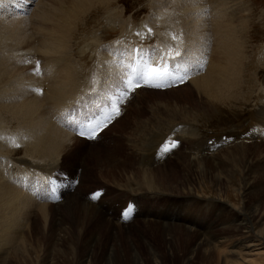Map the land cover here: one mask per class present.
Instances as JSON below:
<instances>
[{"label": "rangeland", "instance_id": "374dc122", "mask_svg": "<svg viewBox=\"0 0 264 264\" xmlns=\"http://www.w3.org/2000/svg\"><path fill=\"white\" fill-rule=\"evenodd\" d=\"M38 1L34 0L35 3ZM43 1L49 13L50 6L55 4L51 0ZM195 1H199L207 10L208 17L204 16L205 11L201 14L208 26L194 30L193 22L189 26L185 23L188 18H194L196 13L189 12L191 15H186L188 17L185 19L182 10ZM238 1L241 0H237V3L236 0H224L222 4L219 0H108L104 4L92 6L74 21L68 47L61 49L64 52L63 59H54L60 62L57 71L63 69L64 72L73 73L75 82L68 84L64 76L66 95L59 105L53 106L47 96L43 97V93L42 97L39 96L47 107L45 125L50 120L58 129L70 133V141H66L67 144L71 143L70 148L60 155L57 153V164L48 178L33 174L27 176L25 185L18 178L14 179L18 184L14 185L29 195L30 199L35 203L47 204L49 208L44 212L35 204L27 207L13 227L8 229V240H2L0 235V264H264V248L252 251L243 249L241 244L244 241L240 239L245 237L244 229L236 227L241 216L238 210H243L252 231L263 230L264 234V0ZM224 2L228 3L223 5ZM243 3L249 4L250 8ZM209 4L219 5L223 11L228 7L227 12L234 17L232 21L239 29L236 30L242 36L243 52H246L241 65V86H236L239 96H235L236 101L232 99L226 104L216 102L214 108L192 86V80L202 74L205 64L210 62L212 46L207 44L202 51V58L194 52L189 39L198 32L205 38L207 29L215 24L221 10L212 16L206 8ZM240 5L241 8L247 7L248 12H244L243 8L241 11ZM29 7L35 8L33 4ZM31 11L26 13V18L30 17ZM7 17L11 21L17 16L10 13ZM49 21L51 23L44 19V25L41 22L27 27L19 26L25 29L27 35L32 33L35 43V36L41 30L38 25L52 26V21ZM6 24L0 22V33L7 36L0 34L4 39H8L12 33L15 35V29L23 34L17 31V26L12 25L14 30L7 31L9 29L3 27ZM32 28L38 29L35 34ZM149 28L151 33H148ZM173 34L175 40L172 39ZM24 35H15L16 40L19 41L21 37L24 40ZM93 36L101 42L102 48H113L101 51L103 56L107 53L117 54L118 50L126 52L125 58L113 60L119 64L117 74L102 77L100 65L95 61H100L101 56H96L98 50L94 48L98 46H92ZM192 39L194 42V36ZM27 42L16 45L19 53L8 54V59L14 62L10 67L33 66L36 69L39 61V73L43 69L45 74L51 68L45 63L55 54L45 53V56ZM0 53L4 52L0 49ZM189 59H192L191 67L181 69ZM145 62L157 66L161 64L170 73L185 78L182 82L171 78L161 81L164 84L162 87L140 81L141 86L126 91L124 81L129 75L138 77ZM32 68L30 72L25 70L22 79L17 78V74L16 78L10 79H18L20 90L15 86L19 92L18 96L14 95L15 99L28 96L27 89L32 81L49 85L48 75H43L46 81H42V72L39 74ZM102 79L109 81L107 87L92 88ZM190 85L191 88L180 93L183 90L179 89ZM3 86H0L1 90ZM114 100L119 103L118 115L110 112ZM109 115L111 118L105 120ZM98 122H101V127L95 138L80 135L81 129L87 133L89 126L94 127ZM123 124L125 126L121 130L119 127ZM8 126L15 136H19L20 130L26 129L23 122L19 121L10 122ZM152 128L155 130L152 131ZM150 137L153 143L148 142ZM134 140L139 143L144 141L141 150L134 147ZM16 141L19 147L13 142L8 152L13 157L7 163L11 170L9 176L16 170H12L15 163L26 156L24 142L21 138ZM169 141H176L177 146L170 151H162V146ZM49 163L44 160L42 169L49 170ZM145 172L153 176L151 183L159 191L153 187L154 190H137L144 182L142 177L147 176ZM44 173L45 177L47 174ZM128 180L130 184L126 183ZM53 187L56 190L54 193ZM97 193L99 195L93 199ZM72 194H76V200L79 199L72 204V210L54 208ZM86 206H94L92 209L98 213L86 217ZM125 211L127 219L124 217ZM174 223L183 225L181 229L185 231L174 228L176 230L170 237L163 229L166 224ZM172 229L168 228L170 231ZM212 234H219L213 239L214 245L202 244L201 241L205 240L202 236L209 237ZM11 238L13 240L10 241ZM249 239L253 238L244 240L248 242ZM232 248L252 254L237 253L234 256L229 252ZM237 256H243V260Z\"/></svg>", "mask_w": 264, "mask_h": 264}, {"label": "bare ground", "instance_id": "6f19581e", "mask_svg": "<svg viewBox=\"0 0 264 264\" xmlns=\"http://www.w3.org/2000/svg\"><path fill=\"white\" fill-rule=\"evenodd\" d=\"M51 1L55 4V6H53V7L50 6L51 7V11L49 13H47V11L45 9V4L43 3L44 2L43 0L42 1L39 0L37 3H35L34 0H0V20H2L0 22L7 23L3 27L4 28H8L9 30H7V31H11V30H14V28L11 27V25L12 26H15V27L17 26V28H18L17 31H19L20 33H23V34H19L18 32H16V29H15V35H16V37L17 36L20 37V35H24L25 34L24 37H23L24 40H22L21 39L22 37H21L20 40L18 41V40H16V37H15L14 33H12L11 35L8 36V39L9 40L8 39H4V37H2V35H4V36H6V35L0 33V34H2V35H0V49L4 52L3 54L0 53V55H1L0 56V84H4V86L3 85H0L1 87L3 86V89L2 90L0 88V220H1V223H0V235H1L2 240H5V241L8 240V237H7V231H8V229L15 223V221H18V219L21 216V213H24V211H25V209L27 207L34 206V204H35V206L37 208H40L41 210H44V212L46 211L47 208H49V205H47V204H44V203L43 204H39L38 202L35 203L32 199H30L29 198L30 197L29 195H26L21 189H19V187H17V186L14 185V184H17V182L14 179L18 178V180H20L25 185L26 184V182H25L26 180L25 179L27 178V176H30V175H33V174H35V175L38 174L43 179L48 178V176H50L53 173L51 170L57 164V161H58L57 159L59 158V157L57 158V153H58V155H60V153L62 151H65V150L69 149L70 148V144H71V143H68V144L66 143V141L67 142H68V140L70 141V139H69V136H71L70 133L58 129L57 126H55L49 119L48 120H49L50 123H48V124L45 125V122H46L45 120H46L47 117L44 118V116H45L44 114H46L47 107L42 104L41 99L39 97L40 95L42 97V94L34 91V89H41L42 90V93H43V97L44 96H47V98L51 101V103H52L53 106L59 105L60 104V101L63 100V99H65L64 97L66 95V84H65V81H64V76L66 77L65 78L66 82L68 84H70L73 81L75 82V75L73 73L64 72L65 70L63 71V69H62L61 72L60 71H57L58 69H60V68H58L60 66V64H59L60 62H56L57 60H55L54 58H58L60 60L63 59L64 52L61 49H67V47H68L67 44H69L70 33H71V29L73 27L74 21L76 19H78L81 14H83L85 11H87L92 6H94V5L96 6V4H104L108 0H64V1L63 0H57V2L55 0H51ZM219 1L222 4V2L224 0H219ZM225 1H227V0H225ZM45 3H46V1H45ZM47 3H49V2H47ZM227 3L228 2H224L223 5H225ZM236 3H237V0H236ZM247 3H249V2H247ZM30 4H33L35 6V8L33 7L34 9L33 8L30 9V7H29ZM211 4H213V3L211 2ZM211 4H209L208 6H206V8L208 10H210V12L212 13L211 14L212 16H213V14L215 15V14H217L221 10V12L218 14V16L216 18L217 20L215 19L216 21H214L215 24L213 26L211 25L207 29L206 34H205V38H203L202 36L198 35L199 34V32H198V33L192 35V37L194 36V42H193L192 37H189V39H190V41H192L190 43V46L193 47L194 52L196 54L201 55L202 58H203V53H204L202 51H204V48L207 47V44L209 46H212V53L213 54L211 55L210 62L208 64H205V69L202 72V74L198 75L196 78H194L193 80L191 79V80H192V83H193V85H192L193 88H195L197 90L198 94L204 99V101L211 102L209 104H213L212 107L214 108L215 107L214 104H216V102H218V103L219 102H222V103L223 102L224 103L225 102H229L232 99L235 100L234 99V98H236L235 96L238 95V92L239 91H237L238 88L236 86H237V84H238V86H241V83L239 82V81H241L239 79L242 76V74H241L242 73L241 72V68L243 66L241 67V65L243 64L244 55H245L246 52L245 53L243 52V49L244 48H243V41H242V38H241L242 36H240V34H239L240 32L237 31V30H239V29H237V25H235L234 22L232 21V18H234V17L232 16V14L229 15V12H227V8L228 7L226 6V8L223 11L221 8H219V5H211ZM216 4H217V2H216ZM106 6H108V5H106ZM188 6L189 5H187V7L185 8V10H182L183 17L186 19L188 16H190L191 13H189V12H194V13H196V15L194 16V18H191V20H190V18H188V20L186 21L185 25H188L189 26L193 22L195 24L194 25L195 27L193 26L192 29H194V30L197 29V28H199L200 26H201V28L202 27L203 28L204 27H207L208 25L205 23L206 20L203 18L202 14H201V13H204V11H205L206 13L204 14V16L205 17H208L207 10L205 9V7L201 6L199 4V1H195L189 7ZM244 6H248L249 7V4L248 5H245L244 4ZM99 7H101V6H99ZM240 8H241V5H240ZM242 8H243L244 12H246L247 7L246 8L245 7H242ZM242 8H241V11H242ZM105 9H104V11H105ZM162 9H164V8H162ZM29 10H32L31 11V14L29 15L30 17L26 18L27 17L26 16V13H29ZM2 12H4L5 14H1ZM113 12H114V10H113ZM247 12H248V10H247ZM10 13H15V15L17 17L15 19L11 20V21L10 20L8 21L7 20L8 19L7 15L10 14ZM185 13H187V14H185ZM186 15H188V16H186ZM230 16H232V17H230ZM44 19H46L47 22H50L49 20H51L52 23H53V25L52 26H49V27L48 26L42 27V24H43ZM114 19H115V17H114ZM239 20H241V19H239ZM234 21H236V20H234ZM41 22H42V24L41 25L40 24L38 25V26H41V27H39V28H41V30L36 26L40 31L39 32L37 31L38 32L36 34L37 37L35 36V39H36L35 43L36 42L38 43V44H35L34 43V40L32 38L33 36H31L32 33L30 35H27L25 33V29L22 28V27H23V25H25L27 27L29 25H32V24L36 25L37 23H41ZM19 25L22 26V27H20ZM122 27L123 26H121V28ZM248 27H250V25ZM30 28L31 27H29V29ZM37 28L36 29L32 28V32H33V29H34V32H33L34 34L36 32L35 30H38ZM244 30H245V28H244ZM246 30H247V28H246ZM7 31H6V33H8ZM97 31H98V29H97ZM90 33H92V31ZM189 35H190V33H189ZM195 36H197V37H195ZM93 37H95V36H93ZM6 38H7V36H6ZM246 39L248 40V38H246ZM247 40H245L246 43H247ZM27 41L31 43V46L33 48L37 49L38 51H41L45 56H46V54H50V55H54L55 54V56L53 58H50L48 60V62L45 63V65L47 64L48 66L51 67L50 69H47V72L45 73V74L48 75V81H49L48 84L49 85L46 86L45 84H42L39 81H38V84H37L36 81H34V82L32 81L31 82V85H30V88L27 89V90H29V91H27V93H29L30 95L28 94V96L26 98L24 97V98L15 99V96L14 95L16 94L18 96V94H19V92H18V88L19 87L17 86L18 79H16V80L14 79L12 81H10V79L12 77H15V74L18 75L17 78H21L22 79L23 76H24V74H25L24 73L25 70L26 69L29 70L33 66L32 67L29 66L27 68L26 67H22V66H17L18 68H12V67H10V65L12 66V62L13 61L11 62V60L8 59V54L13 53L15 55L16 53H19L16 45L21 46V44L23 42H27ZM91 41H92V46L94 44H95V46H98L97 48H94V49L95 50L97 49L99 51V53H97L98 52L97 50H96L97 52L96 51L95 52H96V56L100 54L101 59H100V61H97V59L95 61H96V63H98V65H100L99 66V69H100L99 71L101 72L102 77L105 78L108 75H109L108 77H110L113 74H117L118 71H119V64L117 62L115 63V61H113V60L116 59L117 61H120V59L125 58L124 56H125V53L126 52L125 51H122V50H118L117 51V54L112 55V54L107 53V54H105L103 56L102 53H101V51H103L104 49H107V51H109L110 49H113V48H111L110 46H107L105 48H102L101 47V44H100L101 42L97 39V37H95V39L94 40H91ZM82 46H83V44H82ZM84 46H86V45H84ZM88 46H89V43H88ZM90 46H91V44H90ZM91 48H93V47H91ZM58 49H59V51H57ZM198 49H199V51H198ZM84 50H85V47H83V51ZM246 50H248V49H246ZM25 51H28V50H25ZM254 52H255V50H254ZM29 53H31V52H29ZM90 53H91V51H90ZM252 54L254 55V53H252ZM33 58L35 59V57H33ZM245 58H246V56H245ZM206 59H208V58H206ZM191 60L192 59H189V61H187V62H185L186 61L185 60L184 61L185 63H184V65H182L181 69H183L185 67L190 68L191 65H192V61ZM246 61H247V59H246ZM78 63H80V62H78ZM84 63H85V61H84ZM159 65H161V64H159ZM32 70H35V68H32ZM28 72H30V70ZM41 72H42V75H41L42 78H41V80L42 81H46V79H44V76H43V75H45V74H43L44 73V70L42 69ZM88 73H90V72H88ZM33 75H35V74H33ZM27 78H30V77H27ZM45 78H47V77H45ZM77 78H78V76H77ZM19 81H21V80H19ZM107 81L108 80H103V81L97 82L96 85H94L92 88L97 89V88H104L105 86L107 87V83L109 82V81L108 82ZM239 83H240V85H239ZM20 84L21 83H19L18 85H20ZM33 84H35V87H33ZM76 85H77V83H76ZM15 86H17L18 88L15 87ZM24 86H26V85H24ZM21 88L23 89V87H21ZM189 88H191V85L189 87L187 86L186 88L179 89V90H183L180 93L186 92ZM16 90H17V93H16ZM19 90H20V88H19ZM235 90L237 91V94H236ZM80 91H82V90L80 89ZM191 91H192V89H191ZM241 92H242V90H241ZM20 94H21V92H20ZM157 95H159V94H157ZM238 96H237V99H238ZM238 101H240V100H238ZM65 105H66V103H65ZM53 115H54V112H53ZM70 120L72 121V118ZM13 121L23 122V124H24V126L26 128V129L20 130L19 136H15V134L12 133L13 132L12 128L10 126H8V124L10 122L13 123ZM171 122H173V121H171ZM123 126H125V125L123 124L119 128H121V130H123V128H124ZM48 127H50V128L47 131H45L46 128H48ZM160 127H161V125H160ZM40 129H42V130L39 131ZM154 130H155V128L154 129L152 128V131H154ZM149 131H150V129H149ZM151 135H152V133H151ZM145 136H147V135H145ZM16 137H18V138H16ZM20 138L24 142V147H25V150H24L25 152L24 153L28 157V159L25 160V157L26 156L24 155L25 156L24 158H22L21 160L17 161L18 163H15V167L12 168V170H15V169L16 170L13 172V175L12 176H9L11 170L8 168L7 163L8 162H11L12 161V158H13V157L12 158L10 157L11 153H10V155H8L9 148H10V144L13 143V142L15 143V141L18 140V139H20ZM131 138H133V137H131ZM148 142L153 143V139L150 137ZM16 143H17V141H16ZM19 143L21 144V142H19ZM143 144H144V141H141L140 143L137 142V141H135L133 145L138 150H141V147H142ZM71 146H73V145H71ZM115 149L117 150V148H115ZM10 150H11V148H10ZM124 150H126V149H124ZM131 151H133V150H131ZM114 154H116V153H114ZM129 154L130 153H128V155ZM54 157H55V159H54ZM132 157H134L133 154H132ZM15 158H17V156H15ZM187 158H190V157H187ZM47 159H49V160H47ZM44 160L45 161H48V162L50 161V163H49V168L50 169L49 170L48 169H45V170L42 169V167H43L42 165H43ZM20 162H23L24 164L20 165ZM124 162H125V160H124ZM130 162H132V161H130ZM21 168H23L24 170L21 169ZM44 172L47 174L45 177L43 176V173ZM152 172H154V171H152ZM152 172H150V173H152ZM145 174H147V176L142 177V178H144V180H143L144 182H142L143 185L141 184V187L139 189H137V190L138 191H143V190H147V189L148 190L149 189L150 190L157 189L155 186H153V183H151L152 180H153V176L148 175V172H145ZM155 174H156V169H155ZM12 178H13V180H12ZM129 178H131L130 175H129ZM128 182H129V180L126 181V183H128ZM145 182H146V185H144ZM115 184H117V183H115ZM128 184H130V183H128ZM152 187L154 189H152ZM41 189H43V188H41ZM43 190H45V189H43ZM40 191H42V190H40ZM162 192H164V191H162ZM189 192H192V190H190ZM180 194H182V193H180ZM75 197H76V194L75 195H73V194L72 195H69L65 199L64 202H62L60 205L58 204L54 208H58L59 209V208L64 207V208H67L69 210L70 209L72 210V207L71 206H72V204L76 200ZM78 200L79 199H77L76 201H78ZM93 207L92 206H86V209H85L86 210V217L89 218V217H92L93 215H96L98 213L97 211H95L94 209H92ZM44 212L42 211L41 213L43 214ZM238 212L241 214V216L239 217L240 223L236 227L238 229L241 228V227H242L241 229H244L243 232L245 234V237H247V238L252 237L253 238V239H249L248 242H246L247 240L246 241L244 240V239H247L245 237H242L240 239V240H243L244 241L241 244V246L244 247L243 249H246L247 248L248 251H252V250H256V249L259 250L260 248L263 249L264 248V234H263V230H258V231H255L254 230V232H253L252 231V226L249 224V221L244 217V215H245L244 214V211L243 210H238ZM27 213H29V212H27ZM59 214H60V212H59ZM43 217L46 218V216H43ZM57 217H58V215H57ZM104 219L105 218H103V221H104ZM107 222H109V221H107ZM96 223H97V221H96ZM105 224L107 225V223H105ZM89 227H92V226L89 225ZM169 227L170 228H173V229L170 231V230H168ZM182 227H184V226L181 225V224H175L174 223V224H170L168 226L166 224L165 225V228L163 230H165V232L167 231V233L170 235V237H172L171 236L172 235V232L174 230H176L174 228H179L181 230V232H183L185 230L181 229ZM95 228L97 229V226ZM126 228H127V226H126ZM185 228H188V227H185ZM106 229H108V228H106ZM124 229H125V227H124ZM187 230H189V228ZM190 230H192V229H190ZM229 230H231V227L229 228ZM10 231H9V233H10ZM241 232H242V230H241ZM97 233H98V231H97ZM217 236H215L214 234H212L209 237L202 236L205 240H203L201 242L204 245L205 244H208L209 246L210 245L213 246L214 245L213 239L216 238ZM238 239H239V237H238ZM11 240H13V238H11L10 241ZM7 244H9V243H7ZM205 249H207V247ZM248 251H247V253H248ZM229 252H231L232 254H234V256L237 253L238 254L243 253L244 255L247 254L246 252H244V250H242V251H236L235 248H232V250H229ZM249 254L251 255L252 253L250 252ZM249 254H247V255H249ZM237 257L238 258H241V256H237ZM242 258H243V256H242ZM138 261H137V263L140 262V261L139 262ZM108 264H112V263H108Z\"/></svg>", "mask_w": 264, "mask_h": 264}, {"label": "snow or ice", "instance_id": "6c2138e0", "mask_svg": "<svg viewBox=\"0 0 264 264\" xmlns=\"http://www.w3.org/2000/svg\"><path fill=\"white\" fill-rule=\"evenodd\" d=\"M148 33H151L150 28L148 29ZM137 35H139V33H137ZM172 39L173 40L176 39V36L174 34L172 36ZM169 51L171 52V49H169ZM176 55H179V53H176ZM35 71L39 72V61H37V67H36ZM170 78L171 79H177V80H180L182 82L185 77L170 73L168 71V69L166 67H164L163 65L157 66V65L145 62V66L139 72L138 77H134L132 75H129L126 78V80L124 81V83L126 85V91H132L136 87L141 86L140 81H143L145 84H148L150 86L162 87V86H164V84L161 83V81H167ZM34 91L42 94L41 89H34ZM110 112L115 113L117 115L119 114L118 100L113 101V104L110 108ZM110 118H111L110 115L106 116L105 120H108ZM100 127H101V122H98L94 127L89 126L87 133L83 129H81L80 135L81 136L88 135L89 139H93V138H95L98 130H100ZM176 146H177L176 141H169L165 145L162 146V151H164V152L170 151L172 148H175ZM16 147H19V145L17 144ZM52 191H53V193L56 191L54 187L52 188ZM98 195H99L98 193L96 195H94L93 199H95ZM124 217H125V219L128 218L127 211H125Z\"/></svg>", "mask_w": 264, "mask_h": 264}]
</instances>
